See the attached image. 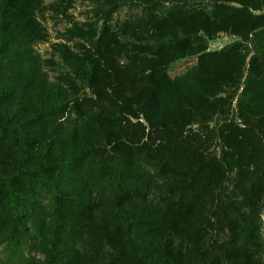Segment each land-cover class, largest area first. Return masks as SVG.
<instances>
[{"label":"trees","instance_id":"trees-1","mask_svg":"<svg viewBox=\"0 0 264 264\" xmlns=\"http://www.w3.org/2000/svg\"><path fill=\"white\" fill-rule=\"evenodd\" d=\"M14 262L264 264V0H0Z\"/></svg>","mask_w":264,"mask_h":264},{"label":"rangeland","instance_id":"rangeland-1","mask_svg":"<svg viewBox=\"0 0 264 264\" xmlns=\"http://www.w3.org/2000/svg\"><path fill=\"white\" fill-rule=\"evenodd\" d=\"M50 29H51V32H53L52 31V28H50ZM231 40H232L231 38H228L226 36H221V38L217 42H213L211 44V48L212 49L220 48L223 45L228 44L229 42H231ZM46 48H47V45H45V44H41V45L38 46V49L42 53H44V51L46 50ZM193 62H194L193 60L178 62L177 64H175L173 66V69H172V73L171 74L174 75V74H177V73L183 71L187 66H189ZM13 264H18V263L14 262Z\"/></svg>","mask_w":264,"mask_h":264}]
</instances>
